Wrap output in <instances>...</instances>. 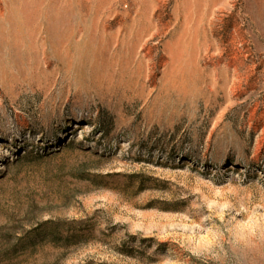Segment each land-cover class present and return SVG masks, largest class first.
<instances>
[{
    "label": "rangeland",
    "instance_id": "1",
    "mask_svg": "<svg viewBox=\"0 0 264 264\" xmlns=\"http://www.w3.org/2000/svg\"><path fill=\"white\" fill-rule=\"evenodd\" d=\"M0 264H264V0H0Z\"/></svg>",
    "mask_w": 264,
    "mask_h": 264
}]
</instances>
